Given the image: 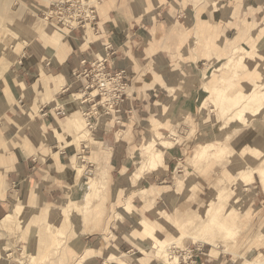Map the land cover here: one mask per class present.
Segmentation results:
<instances>
[{"label":"rangeland","instance_id":"obj_1","mask_svg":"<svg viewBox=\"0 0 264 264\" xmlns=\"http://www.w3.org/2000/svg\"><path fill=\"white\" fill-rule=\"evenodd\" d=\"M93 1L95 12L92 20L89 19L80 24L74 22L73 16L83 12L82 8L63 6L60 4L61 0H0V71H11L18 67H24L20 62L27 61V59H30L33 64L32 74L26 75L27 85H25L32 91L30 92L31 97L24 98L27 106L24 107L25 116L34 112L33 102H38L39 110L41 107L34 87V83L39 81L41 74L44 73L43 66L38 65L40 59H44L45 54L46 56L55 54L44 44H49L47 43L49 41L54 43L59 39L67 44V38H71L74 33H77L74 35L78 39L76 43L79 46L83 45L82 39L85 38L89 28L92 29L94 36V40L90 43L91 45L96 43L92 46L93 51H90L92 58L87 60L88 62L80 60L82 68L75 74L74 80L69 82L72 89L67 93L70 107H55L56 102L54 101L51 103L54 106L49 105V108L43 113L46 119L50 121L55 119L56 124V121L61 119L67 120V117L70 119L72 112H81L83 117L79 113L77 114L82 126L80 131L78 129L80 127L77 126V131L81 134L76 140L78 150L75 146L69 148L67 157L70 159L75 155L78 156L76 175L79 184L75 181L71 161V165L68 167V177H70L72 189L67 192L64 198L47 201L41 192H36L24 182L18 183L13 189L10 187L6 190V194L12 196L10 197L12 207L8 213L12 211L14 205L21 201H29L32 193L36 195V201L33 210L26 206L15 207L4 226L0 225V264H74L83 254L82 249L77 252V255L71 251L69 253L68 247H73L76 240H82L90 233L105 230L106 236L111 237L109 226L114 214L119 211L120 214L125 215L123 211L119 210L123 202L118 200L119 198L114 201L110 200H113L111 198L113 192L118 197L117 189L120 184L119 186L112 184L110 170L103 162L101 135H94L93 129L88 126V121H85V119L87 120L86 113L92 104H84L83 99H77V94H84L86 81L91 84V81L84 76L81 77L80 73L86 69H92V65L99 61L98 41L105 20L113 19V23L117 27L116 38L123 44L130 38L128 27H131L132 24L155 22L158 15L157 4L160 7L167 5L175 9L178 7V2L187 7V11L179 13L182 17L180 21L182 26L185 27L189 23H186L188 18L185 15L195 13L196 19L199 21L204 19V22H200V24H206V29L197 27L202 31L201 39L195 34L196 31L188 30L191 32H187L186 27L185 30L180 27L175 28L179 16L174 14L172 19L175 23H171L174 28L170 31H176L179 36L183 35L186 38L184 46L180 50L182 60H179V65L172 66V69H175L172 70L173 72L165 74L169 81V87H171L168 91L171 97L174 96L176 89L173 87L181 83L189 89L195 90L198 108L200 107L202 110L199 115L196 114L194 117L195 123L191 119L192 117L189 118L186 113L179 116L178 122L174 121V123L179 134L180 131H184L185 126L186 130L193 127L195 133L197 130H202V133L205 131L206 138L196 141L192 137L193 140L187 141L186 146H182L186 149L185 153L176 161L169 176L164 179L166 182L158 184L162 188L160 189L162 193L156 198L155 207H163L167 213L164 214L166 215L164 223L155 222L154 216L148 215L149 223H154L159 228L154 239H146L150 244L145 243L143 238L142 241L135 242L134 248L123 241L130 249H125V246L119 249L117 246L107 244V256L114 253L118 256L128 254L132 258L131 264H145L143 258L147 259L146 264H150V262H152L151 264H261L260 262H264V187L262 183L264 176V41L260 46L258 41L251 36L263 23L264 11L259 13L244 10L236 12L226 0H206V5L199 4L195 0H117L105 14L102 12V7L106 4V0ZM212 1H216L218 5V10L214 12L207 6ZM256 1L264 6V0ZM225 8L231 10L230 18L234 14V19L224 18ZM139 14H147V19L136 20ZM159 19L163 20V18ZM244 21L253 25L247 31L244 29L239 33V28L243 26ZM205 38L207 40H204ZM170 42L175 47L177 46L176 37L172 38ZM74 43H68V45L76 49L78 45ZM203 43H206L212 51L207 52V56L203 55L202 58L197 59L195 57L199 55L197 49ZM233 47L245 48L243 54L246 56L248 68L239 64L232 65L230 68L226 67L228 60L232 57ZM120 56L126 55L120 53ZM146 62L150 63L148 59ZM142 63L144 64L145 61L142 60ZM106 64L104 65L110 72H123L126 81L130 86L132 85L126 77L125 70L119 69L118 66L109 69ZM257 67L261 71L260 75H257ZM156 68L159 72L164 73L162 68L157 66ZM166 69L170 70V67L168 66ZM49 74L51 73L49 72ZM31 77L32 81L29 79ZM193 81L197 82L195 86ZM248 84L254 86L252 93L254 100L249 101V105L252 107L249 113L244 110L249 96L246 89ZM217 87H220L221 91L215 89ZM232 87L236 89L233 90ZM93 90H96V86ZM90 91L92 92L91 89ZM221 92H224V95ZM239 92H242L241 95L238 94ZM232 94L239 98L235 99L236 103L231 102L229 98ZM218 97H223V100L220 101ZM50 102L46 98L43 100L45 104ZM123 104H121L119 114L123 111ZM166 105L167 103L162 105L161 109L168 111L169 108ZM60 110L65 111L66 115L58 116L57 112ZM172 112L170 113L172 114ZM117 115L115 114L113 118L116 119ZM151 124L153 125V123ZM91 127L95 128L93 125ZM54 129H61V126L59 128L56 124ZM151 131V127L148 126L145 134L137 136L142 146L145 145ZM67 135L71 134L66 133L63 141L58 142L54 138L50 142L64 147L66 142L71 140V136ZM81 136L87 143H81ZM164 136L169 137L170 135ZM180 136L186 141L188 134L183 132ZM117 138L119 142L128 139L126 135H117ZM207 144L212 145L209 149L210 156L195 161V156ZM110 155L112 156V154ZM147 158L142 170L150 166L153 168L152 163L150 164L151 155ZM142 161L141 151H139L132 159L128 177L138 171L136 169L142 166ZM179 178L183 182L182 185H178ZM87 184L94 185L93 189H98L97 194L86 191ZM125 188L130 191L128 181ZM143 188L141 187V189ZM148 188H150L149 185L143 190H150ZM125 194H127L126 191ZM68 199H73L75 203L70 213H66L62 217L59 210ZM108 200L111 203H107ZM48 206H50L49 210L52 215L49 217V221H45L41 211ZM30 216L31 218H29ZM54 230L57 233L54 234ZM136 230L142 231L143 228L133 224L129 228V234L120 233L130 236V233ZM230 232L235 234L230 236ZM114 233L119 236L117 231ZM55 235L59 236L58 242H55ZM121 236L119 238H122ZM49 241L54 243L50 244ZM257 242L261 246L258 247ZM153 248L156 249L158 258L155 257ZM53 250H56L57 254H53ZM87 254L96 255L89 249L84 256ZM49 256L51 258L45 262V258ZM100 262L103 264L104 260L100 259Z\"/></svg>","mask_w":264,"mask_h":264},{"label":"crops","instance_id":"obj_2","mask_svg":"<svg viewBox=\"0 0 264 264\" xmlns=\"http://www.w3.org/2000/svg\"><path fill=\"white\" fill-rule=\"evenodd\" d=\"M116 1L117 0H106V4L102 7V12H107ZM195 1L203 5L206 3V0ZM226 1L234 7L236 12L244 10L259 13L264 11V6L256 0ZM157 5L156 11H158V15L155 22L152 21L151 24H132L131 27H128L130 38L123 44L116 38L117 31L115 30L117 27L114 25L113 19L111 21L105 20L102 24L103 30L101 28L100 39L98 41L100 49L99 54H97L98 60L107 63L106 65L109 69H114L115 66H118L119 69L125 70L127 74L126 77L129 82L131 81L132 85L129 88L128 97L122 106V113L118 114L116 119L113 118V116L107 118L105 115H99L96 120H92L93 124H95V128L91 127V129H93L94 135H101V150L104 152L102 159L106 168L110 170L112 184L118 186L120 184L119 189H117L119 191V195L117 194L118 197L113 192L111 197L113 200H110L114 201L116 198H119L118 200L123 202L119 210L123 211L125 215L120 214L119 211L114 214L111 225L109 226L110 230L108 229L114 236L112 234L111 237L106 236V230L103 232H93L82 240H76L73 247H68L69 253L73 252L74 255H77L80 249L83 251V254L78 257L74 264H101L100 259L104 260L103 264H118L119 262L110 261V259L113 256L122 257L123 255L118 256L114 253L111 256H107V244L117 246L119 249L122 246H125V249H130V247L125 245V243H127L134 248L135 242L143 240L135 235V233L144 231V224L150 222L148 215L154 216L155 222L160 220V222L164 223L166 220V215L164 214L167 213L165 208L155 207V202H157L156 198L162 193L160 190L162 188L158 186V184L166 182L164 179L169 176L176 161L185 153L186 149L182 146H186L188 143L187 141L193 140L192 137L196 141H201L206 138L205 131L202 133V130H197L195 133L193 127H189V129L186 130V126L183 131L188 134L185 139L186 141L180 136L183 132L180 131L179 134L174 121H177V119H179L178 117L183 113L188 114L189 118L192 117L191 119L193 120L196 114L199 115L202 110L200 107L198 108V99L195 96V90L189 89L187 86L182 85V83L173 87L176 89V92L174 96L171 97L168 91L171 87H169V81L165 75L167 72H173L175 69H172V66L179 65V60H182L180 50L184 46L186 38L183 35L179 36L176 31H170V29L174 28L171 25L174 21L172 20L174 14L179 16L178 24L175 25V28L180 27L185 30L186 27L187 32H191L188 30H192L193 32L196 31L195 34L201 37V39L203 37L201 34L202 31L198 28L203 29L202 27H204V29H206V24H200V22H204V19L199 21V19H196V14L194 13L193 15H185L186 18H188L186 23H189L185 27L182 26L180 22L182 17L179 13L180 11H187V7L182 3L179 4L178 2V7L175 9L167 5L166 7ZM207 6L212 12L218 10L216 1H212ZM230 11L229 8H225L223 11L224 18H230ZM191 13L193 12L191 11ZM234 17L235 15L232 14L230 20L234 19ZM159 18H163V20ZM143 19H147V14H139L138 17H136L138 21ZM252 25V23L244 21L243 26L239 28V33L244 29L247 31ZM74 35H77V33H74ZM74 35L71 36V38H67L68 43L75 42L74 44H77L76 42L78 39L74 37ZM174 37H176V47L170 44L172 43L170 41ZM90 39L91 40L88 39L86 31L85 38L82 39L84 46L82 44L80 46L77 44L78 46L76 49H74L73 46L70 47L68 43L65 44L62 42V39L54 43L50 41L47 42L49 44H44L43 42L45 47L53 50L55 54L54 56H46L45 54L44 59H40L38 64L39 66H43L44 69V73L41 74L39 81L34 83L41 107L39 110L37 107L38 102H33L34 112L32 111L33 113L31 115L25 116L26 112L24 111V107L27 106L24 98L27 99L31 97L30 92L32 90L26 86V75L30 76V74H32V61L27 59V61L20 62L24 67H18L15 70L0 71V225L3 224V221L9 219L15 207L26 206L33 210L35 205L36 195L32 193L29 201H21L19 204L14 205L12 211L8 213L12 207L10 201V197L12 196L7 195L6 190L10 187L13 189L18 183L24 182L28 184V187L35 189L36 192H41L47 201H56L64 198L67 192L72 189L70 177H68V167L71 165V161L75 173V181L79 184L76 175L78 156L75 155L70 159L67 157L69 156V148L74 146L77 148L76 140L79 138V135H81L78 132L82 127L77 118V114L79 113L80 116L83 117L81 112H72L70 114V119L56 121V124L59 128L61 126V129H54V125H56L54 122L55 119H51L50 121L43 116V113L54 101L56 102L55 107H70V103L68 102L69 95H67V93L72 89L69 82L74 80L75 74L81 70L80 60L88 62L87 60L92 58L90 51H93L92 46L94 44L96 45V43H92L93 45L90 43L94 40L93 32ZM204 40H207V38ZM199 47L200 48L197 49L199 55L198 57L197 55L195 56L197 59L202 58L203 55L207 56V52L212 51L211 48L207 47L206 43L199 45ZM162 48L163 50H161ZM160 51L165 54H162ZM120 53L126 56L119 57ZM147 59L150 63L146 62ZM142 60L145 61L144 64ZM156 66L162 68L164 73L159 72ZM168 66L170 70L166 69ZM49 72L51 74H49ZM29 79L31 80L32 77ZM86 83L88 85V81H86ZM195 84H197V82L193 81L194 86ZM82 86L84 87V85ZM44 98L49 99L51 102L47 104L43 103ZM165 103H170L168 111L161 109V107H163L162 105ZM170 112H172V114ZM193 122L195 123L194 120ZM151 123H153V125ZM148 126H150L152 130L148 136L157 131L162 136L170 135L169 137H164L169 138L176 144L164 150L161 163L163 166L159 164L156 169L148 170L144 176L142 174L140 179L134 182L132 179L135 173L131 177L128 176L130 174L132 159L135 158L137 152L141 151L140 148L142 145L137 139V136L145 134ZM77 128L79 131H77ZM91 129L87 130L92 131ZM66 133L71 134L67 135L68 137L71 136V140L70 142L67 141L64 147L58 144L54 145L50 142V140H54V138L58 142L63 141ZM117 135H126L128 139L119 142ZM80 139L81 143H87L83 136H81ZM182 141H184V143H182ZM110 154L115 157H112ZM141 156L145 161L146 158H144L142 154ZM144 161L142 162V166ZM136 170H138L137 172L140 171L139 169ZM156 171L159 172L156 173ZM127 181L130 191H127L125 188L127 186ZM148 185L150 187L148 189L150 190H143ZM121 186L122 188H120ZM141 187L144 188L141 189ZM78 188L80 190L79 186ZM125 191L128 197L131 195L129 198L127 194H125ZM146 198H148V201ZM74 203L75 201L73 199L65 201L64 206L59 210L62 217L64 214L70 213ZM107 203L111 202L108 200ZM138 204L139 206H137ZM49 208L50 206L41 211L45 221H49V217L52 215ZM29 218H31V216ZM34 220H36L35 217ZM133 224L136 227H142L143 230L131 232L130 236H124L120 233L129 234V228ZM114 231H117L119 236L122 235V238L116 236ZM87 239L91 240L88 241ZM143 241L149 243L147 240ZM117 242L120 244L118 245ZM257 246L259 247L261 244L257 242ZM91 247L93 248L90 249ZM88 249L95 252L96 255L92 256L91 254H87V256H84ZM153 250L155 257L158 258L156 249L153 248ZM142 260L147 263L146 258ZM151 263L152 262H150V264Z\"/></svg>","mask_w":264,"mask_h":264},{"label":"bare ground","instance_id":"obj_3","mask_svg":"<svg viewBox=\"0 0 264 264\" xmlns=\"http://www.w3.org/2000/svg\"><path fill=\"white\" fill-rule=\"evenodd\" d=\"M91 28L87 29V37L89 40H91L90 38L92 37V29L90 30ZM251 36V35H250ZM251 38L255 39L256 41H258L257 43H259L260 46H262V43L264 41V22L255 30L253 36H251ZM245 48L243 47H233L232 49V57L228 60L227 64H226V67L227 68H230L232 65L234 66H237L238 64L239 65H244V67H247L248 68V65L246 63V56L243 54V50ZM67 50V49H66ZM245 51V50H244ZM68 52V51H67ZM250 55V54H249ZM254 59V58H253ZM99 64H103L104 62H100L98 61ZM257 65V64H256ZM258 69V67H257ZM255 68V71L257 70ZM248 73V72H247ZM261 71L260 69L257 70V75H260ZM263 73H264V70H263ZM256 80V79H255ZM254 81V80H253ZM256 84V83H254ZM259 85V84H258ZM262 85V84H261ZM264 85V84H263ZM239 87V86H238ZM242 87V85H241ZM260 87V86H259ZM233 88V87H232ZM263 88V87H262ZM217 90H220L221 91V88L220 87H217L215 88ZM236 88H233V90H235ZM248 90V93H249V96L247 98V103L245 104V107H244V110H246L247 113L250 112V108L252 109V107L249 105V101L251 100H254V96L252 95L253 93V89H254V86L253 84H248L247 88ZM237 90H239L237 88ZM256 90V89H255ZM223 91V90H222ZM240 91V90H239ZM242 91V90H241ZM262 91V89H261ZM222 93V92H221ZM224 93V92H223ZM222 93V95H224ZM242 92H239L238 94L241 95ZM258 94V93H257ZM239 95V97H241ZM256 97V96H255ZM220 101H222L223 97H218ZM231 102L233 103H236V100H238V96H234L233 94L231 95V97H229ZM77 99H83V95L81 94H77ZM236 99V100H235ZM259 100V99H258ZM169 103H167L166 107L169 108ZM99 116V115H98ZM238 117V116H237ZM68 119V117H67ZM85 121H88L85 119ZM233 121V120H232ZM76 125V124H75ZM91 125H95V124H92ZM88 126H89V121H88ZM90 127V126H89ZM91 128V127H90ZM157 131H155L152 135L148 136L147 137V140L145 142V145L143 146V148L141 149V154L144 156V158L148 159L147 157H149L151 155V160H150V164L152 163V166L154 169H156V167L162 163V155H163V152L165 149L169 148V147H172L174 146V141L170 140L169 138H164L160 133H156ZM156 133V135H155ZM212 147L211 144H207L205 146H203V148L201 149V151L195 156V161L198 159H203L205 158V156H208L209 155V149ZM217 151V150H216ZM215 151V152H216ZM220 151V149L218 150V152ZM210 156V155H209ZM208 158V157H207ZM146 159L144 161V163H146ZM142 161V162H143ZM194 161V162H195ZM143 163V164H144ZM162 165V164H161ZM163 166V165H162ZM153 168L150 166V167H146L145 170H142L143 169V166L141 167V169L139 168V172H135L134 174V178L132 179L134 182H137V180L140 179L141 175L145 173V171H148V170H153ZM245 172V171H244ZM243 173V172H242ZM241 173V174H242ZM243 175V174H242ZM178 185H182L183 182L182 180L179 178L178 179ZM262 183H263V187H264V176L262 178ZM94 185H88L87 184V190L86 191H89L90 193L92 194H97L98 192V189H93ZM152 191V190H151ZM221 195V194H220ZM219 197V196H218ZM221 198V197H220ZM148 198H146L147 200ZM148 201V200H147ZM157 219V218H156ZM160 221V220H159ZM6 221H3V226H4V223ZM145 222V221H144ZM159 230V228L154 224V223H145V230L141 233H137V235L143 239H154V235L155 233ZM60 231V230H58ZM57 233L55 230H54V234ZM232 233V234H231ZM235 233L233 232H230V236H233ZM58 235H60L58 233ZM58 235H55L56 237V240L55 242H58L57 239H59V236ZM229 236V235H228ZM229 236V237H230ZM260 238V237H259ZM209 240V239H208ZM50 242V241H49ZM54 243L53 241L50 242V244ZM60 243V242H59ZM211 243V242H210ZM214 242L212 241V244ZM61 244V243H60ZM213 246H215V243L213 244ZM57 251L56 250H53L52 253L53 254H57L56 253ZM48 258H51V256L45 258L46 260H44L45 262L48 261ZM110 261H117L121 264H130L132 259L129 255H123L122 257H112L110 259ZM43 262V261H42ZM44 262V263H45ZM261 264H264V262H260ZM24 264V263H23Z\"/></svg>","mask_w":264,"mask_h":264},{"label":"built area","instance_id":"obj_4","mask_svg":"<svg viewBox=\"0 0 264 264\" xmlns=\"http://www.w3.org/2000/svg\"><path fill=\"white\" fill-rule=\"evenodd\" d=\"M63 6L81 7L82 11L79 15L75 14L74 22L80 24L92 20L94 14V1L93 0H61ZM105 63H96L92 65V69H86L80 76H84L91 84L85 87L83 94V103L92 104L86 113V118L91 127L92 120H96L98 115H105L112 117L119 114L121 104L125 102L128 97L130 88L129 83L126 81L123 72H110L106 69ZM96 86V90L93 88ZM92 90V92L90 91ZM57 115H66L65 111L60 110Z\"/></svg>","mask_w":264,"mask_h":264}]
</instances>
